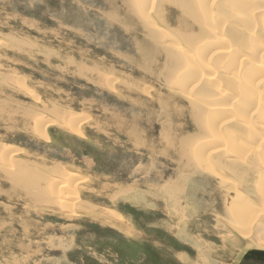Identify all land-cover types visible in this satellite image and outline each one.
Wrapping results in <instances>:
<instances>
[{
	"label": "rangeland",
	"instance_id": "obj_1",
	"mask_svg": "<svg viewBox=\"0 0 264 264\" xmlns=\"http://www.w3.org/2000/svg\"><path fill=\"white\" fill-rule=\"evenodd\" d=\"M186 2L0 0V264H264V0Z\"/></svg>",
	"mask_w": 264,
	"mask_h": 264
},
{
	"label": "bare ground",
	"instance_id": "obj_2",
	"mask_svg": "<svg viewBox=\"0 0 264 264\" xmlns=\"http://www.w3.org/2000/svg\"><path fill=\"white\" fill-rule=\"evenodd\" d=\"M178 1H181L182 3H187L186 1H189V0H178ZM177 0H168V2H171V3H173V4H176V5H179V6H182V5H184V4H182V3H179ZM224 6H227V5H224ZM238 6V5H237ZM264 6V5H263ZM228 7V6H227ZM181 8H185L184 6L183 7H181ZM251 9V8H250ZM245 10V9H244ZM191 12H192V10H190ZM189 11V12H190ZM242 11V10H241ZM185 13V12H184ZM191 14V13H190ZM193 14V13H192ZM186 15V14H185ZM245 15H249V8H247V11L245 12ZM249 18V17H248ZM249 25V24H248ZM247 25V26H248ZM154 34V33H153ZM221 35V34H220ZM222 36V35H221ZM188 37V36H187ZM193 42V41H192ZM194 44V43H193ZM192 45V44H191ZM206 49V48H205ZM207 50V49H206ZM219 52V51H218ZM222 52V51H221ZM227 52H228V50H227ZM226 52V53H227ZM214 53H216V52H214ZM213 53V54H214ZM217 54H219V53H217ZM217 54H215V55H217ZM214 55V56H215ZM168 56H169V54H168ZM214 56H213V58H214ZM205 59V58H204ZM237 59H239V58H237ZM236 59V60H237ZM204 61V60H203ZM205 62V61H204ZM235 62V61H234ZM244 62V61H243ZM251 62V61H250ZM244 64V63H243ZM260 67V66H259ZM199 68V67H198ZM204 68V67H203ZM197 68H195V70H196ZM248 69V68H247ZM200 70H202V69H200ZM249 70V69H248ZM264 70V69H263ZM243 71V70H242ZM170 72V71H169ZM196 72H198V69L196 70ZM202 72V71H201ZM208 72V71H207ZM249 72V71H248ZM203 73H204V71H203ZM211 73H212V71H211ZM211 73H209L208 75H210ZM199 74H200V72H199ZM199 74H198V77H199ZM205 75V74H204ZM204 75H202L201 74V76L200 77H202L201 79H203V76ZM192 76H194L195 77V75H192ZM246 78V77H245ZM199 79V78H198ZM200 79V80H201ZM247 80V79H246ZM249 80V79H248ZM188 82V81H187ZM210 82H211V80H210ZM243 94V93H242ZM220 98V97H219ZM245 99V98H244ZM214 103V102H213ZM248 103V102H247ZM261 103V102H260ZM225 108V107H224ZM215 110V109H214ZM217 110V109H216ZM248 110V109H247ZM256 110V109H255ZM214 112L215 111H213V114H214ZM218 113V112H217ZM220 115V114H219ZM227 115V114H226ZM239 115V114H238ZM221 116V115H220ZM227 117V116H226ZM9 118V117H8ZM220 118V117H219ZM224 118V117H223ZM242 118V117H241ZM243 119V118H242ZM246 122H247V120H246ZM211 123V122H210ZM218 124V123H217ZM217 127H219V126H217ZM232 134V133H231ZM231 147H233V148H236V144H232L231 145ZM229 149H230V147H229ZM239 151H237L236 152V155H240V154H244V153H241L240 152V149H238ZM231 151V150H230ZM234 151V150H233ZM247 151V150H246ZM243 152V151H242ZM183 153V152H182ZM203 154H204V152H203ZM206 154V153H205ZM248 154V153H247ZM184 155V154H183ZM243 159V158H242ZM203 161V160H202ZM239 161H241V159H239ZM201 162V161H200ZM231 162V161H230ZM237 162V161H236ZM247 162V161H246ZM235 163V162H234ZM229 164H231V163H229ZM236 164V163H235ZM239 164V163H238ZM228 165L227 167H226V169L229 171V173H230V176H232L233 177V181L235 182V181H237L236 183L237 184H235L236 186H238V187H241L242 186V189H245V191H248V188H246V183H247V181L245 182V180H246V178H247V176H245L244 174H243V168H242V166L241 165ZM209 166V165H208ZM207 166V167H208ZM206 167V168H207ZM187 169H193L192 171H193V173H195V168L194 167H192L191 165H188L187 166ZM208 170H210V172L212 171L210 168L208 169ZM207 171V170H206ZM205 171V172H206ZM247 172V171H246ZM249 172V171H248ZM247 172V173H248ZM165 173V172H164ZM212 174V173H211ZM214 174V173H213ZM224 176H226V175H220L219 176V179L220 180H222V178H225ZM249 176V175H248ZM226 179V178H225ZM225 179H223L222 181L225 183H223V185H226L227 184V182L225 181ZM178 181H180V180H178ZM193 181V180H192ZM230 182H232L231 180H229ZM32 182V181H31ZM34 182V181H33ZM183 182V181H182ZM181 182V183H182ZM185 182V181H184ZM241 182V183H240ZM244 182V183H243ZM178 183V182H177ZM180 183V184H181ZM189 183V182H188ZM179 184V183H178ZM61 186V185H60ZM60 188V187H59ZM65 188V187H64ZM169 189V188H168ZM175 189V188H174ZM181 189V188H180ZM175 190H177V187H176V189ZM179 190V189H178ZM180 193V192H179ZM171 195V194H170ZM178 195V194H177ZM181 195V194H180ZM182 196V195H181ZM176 197H178V196H176ZM176 197H174V198H176ZM236 198H238L237 200H240V202H237V201H235L234 199H232V201H231V203L229 204L230 205V213L232 212V215H234V217L235 218H239V217H241V214L243 213L242 212V210H243V208H245L246 210L248 209L247 207H249V204H250V202H251V200L249 201V198H247V197H245L244 198V200H242L241 201V197H240V195L239 194H236V196H235ZM244 197V196H243ZM167 198V197H166ZM169 199V198H168ZM170 201V200H169ZM168 201V202H169ZM172 201V200H171ZM170 201V202H171ZM174 201V200H173ZM241 203V205H238V204H240ZM170 205V204H169ZM171 206V205H170ZM177 206V205H176ZM241 206V207H240ZM175 209V208H174ZM181 209H183V207L181 208ZM184 210V209H183ZM232 210V211H231ZM246 210H244V211H246ZM176 211V210H175ZM227 213V212H226ZM115 214V213H114ZM178 214V213H177ZM184 215V214H183ZM111 216H112V213H111ZM110 216V217H111ZM118 214H115L114 215V219H116V218H118ZM247 217H249L248 215H246ZM253 218V217H252ZM119 219V218H118ZM180 219V218H179ZM119 220H121V219H119ZM182 220V219H181ZM219 221V220H218ZM243 221V220H242ZM120 222V221H119ZM122 223H123V221H122ZM219 223V222H218ZM121 225V224H120ZM115 226V225H114ZM118 226V225H117ZM116 227V226H115ZM128 232V231H127Z\"/></svg>",
	"mask_w": 264,
	"mask_h": 264
},
{
	"label": "water",
	"instance_id": "obj_3",
	"mask_svg": "<svg viewBox=\"0 0 264 264\" xmlns=\"http://www.w3.org/2000/svg\"><path fill=\"white\" fill-rule=\"evenodd\" d=\"M242 264H246V263L244 262V263H242Z\"/></svg>",
	"mask_w": 264,
	"mask_h": 264
}]
</instances>
